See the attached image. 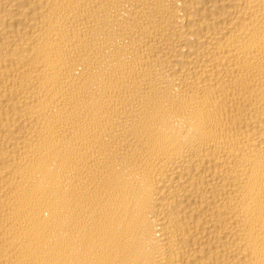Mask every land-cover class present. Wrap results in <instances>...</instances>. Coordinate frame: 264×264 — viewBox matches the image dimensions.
Wrapping results in <instances>:
<instances>
[{
  "label": "bare ground",
  "instance_id": "obj_1",
  "mask_svg": "<svg viewBox=\"0 0 264 264\" xmlns=\"http://www.w3.org/2000/svg\"><path fill=\"white\" fill-rule=\"evenodd\" d=\"M0 264H264V0H0Z\"/></svg>",
  "mask_w": 264,
  "mask_h": 264
}]
</instances>
